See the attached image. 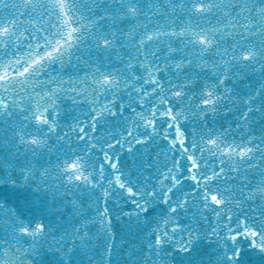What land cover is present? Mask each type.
Returning a JSON list of instances; mask_svg holds the SVG:
<instances>
[{
    "label": "snow or ice",
    "instance_id": "snow-or-ice-1",
    "mask_svg": "<svg viewBox=\"0 0 264 264\" xmlns=\"http://www.w3.org/2000/svg\"><path fill=\"white\" fill-rule=\"evenodd\" d=\"M85 256L264 264V0H0V264Z\"/></svg>",
    "mask_w": 264,
    "mask_h": 264
},
{
    "label": "water",
    "instance_id": "water-1",
    "mask_svg": "<svg viewBox=\"0 0 264 264\" xmlns=\"http://www.w3.org/2000/svg\"><path fill=\"white\" fill-rule=\"evenodd\" d=\"M40 195L43 196V194H40ZM76 198H77V199H82V198H83V199H87V194H84V193L78 194ZM47 200H48V201H51V197H47ZM49 207L51 208V210H52L53 212H55V211H57V210L60 208V205H59V204H50ZM71 211H72L71 206H66V207L63 209V212H64V215H65V216H67L68 213L71 212ZM54 218H55V217H54ZM69 218H70V217H69ZM129 228L131 229V231L129 232L128 239H131L132 236H134V235L136 234V228H135V225H134V224L129 225ZM205 244L207 245V244H209V242L206 240V241H205ZM45 247H46V249H47L49 246L46 245ZM212 247H214V246H212ZM212 247L206 248L205 251H206V252H211V251H212ZM205 258H207V257H205ZM83 259H84L85 264H86L87 257L85 256V257H83Z\"/></svg>",
    "mask_w": 264,
    "mask_h": 264
}]
</instances>
